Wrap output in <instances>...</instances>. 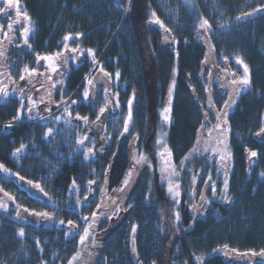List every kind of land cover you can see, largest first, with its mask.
Returning a JSON list of instances; mask_svg holds the SVG:
<instances>
[{"label": "trees", "instance_id": "obj_1", "mask_svg": "<svg viewBox=\"0 0 264 264\" xmlns=\"http://www.w3.org/2000/svg\"><path fill=\"white\" fill-rule=\"evenodd\" d=\"M247 1L176 0L181 17L171 24L166 6L157 5L156 0H19L23 13L19 19L29 21L31 32L23 48V35L14 26L17 18L5 15L0 22L2 31H10L5 41L15 38L18 45L16 50H5L0 69L8 67L12 81L32 95L38 115L29 117L23 112L16 120L22 99L12 96L0 101V164L13 174L8 179L0 173V187L26 194L16 181L26 183L31 190L21 205L31 212H45L49 206L44 193L66 200L75 179L81 197L89 198L94 192L95 197L85 208L60 210L61 220L79 222L83 215L91 216L97 205L108 203L107 197L117 201V209L124 213L119 217L124 219L117 228H110L102 218L106 211L98 213L102 226L94 235L102 233V237L94 240L89 232L83 245H77L65 238L64 229L35 227L14 220L0 208V264H264L260 254L264 251V137L257 135L264 116V11L246 17L264 7V0H256L243 11ZM5 7L0 0V8ZM157 17L163 26L155 23ZM204 19L211 24L210 31L199 28ZM166 29H171L173 42L164 46ZM69 34L72 39L66 41ZM65 45L86 53L55 85L41 76L37 61L40 56L63 53ZM210 55L216 69L228 64L236 68L242 59L250 72L251 84L227 118L232 155L228 172L220 171L217 160L196 150L213 106L204 79ZM99 58L96 72L101 66L113 77L119 72L120 103L127 108L132 101L133 121L128 133H116L103 159L87 160L69 145L78 132L64 127L65 121L49 123L47 119L75 100L73 116L96 120L99 109L106 107L105 99L98 94L88 104L81 94ZM25 66L35 68L36 73H23ZM20 74L26 79L20 80ZM225 97L220 95L218 106ZM170 99L172 123L166 131V145L173 165L182 169L178 205L158 174L156 142L161 114ZM48 128L53 134L45 139ZM21 144L26 148L14 156ZM250 151H256L257 158L253 160ZM136 153L147 157L149 167L131 178L128 174ZM167 211L173 218L179 213L173 228L163 218ZM21 228L23 237L18 234ZM91 248L97 249L96 255L89 253Z\"/></svg>", "mask_w": 264, "mask_h": 264}, {"label": "rangeland", "instance_id": "obj_2", "mask_svg": "<svg viewBox=\"0 0 264 264\" xmlns=\"http://www.w3.org/2000/svg\"><path fill=\"white\" fill-rule=\"evenodd\" d=\"M3 1L6 4V7H5L6 11H0V22L5 17V15L7 16L8 13H10V15H8L9 17L14 16L15 18H17L14 21L15 22L14 26L18 28L20 35L21 34L23 35V39H21V42L23 43V46H24L23 48H26L25 45L27 43H25L24 37L26 35L27 40H28L31 30L29 29V21H26L27 19L25 18L23 20L19 19L21 18V15L23 14L21 4L19 3L20 14L18 15L15 7L9 8L6 3V0H3ZM156 2H157V5L159 4L161 7L166 6L165 12L167 14V17H166L167 21L170 22L171 24H177L181 17V8L177 4L176 0H156ZM255 2L256 0H248L246 5L243 8V11H246L248 7L254 5ZM165 3L167 5H164ZM161 7L157 6L158 10L161 9ZM213 7L215 8V6ZM1 28L2 26L0 24V53L4 54L5 50L8 51L9 49L12 51L16 50V46L18 45L17 40H15V38L14 39L12 38L10 41L8 40V42L5 41L6 40L5 36L9 34L10 31L9 32L2 31ZM24 28L29 29L28 33H24L23 31ZM163 33H164L165 44L172 45V42H173V39H171L172 34H173L172 31L168 32L164 30ZM166 36L168 37L167 40H165ZM4 42H7V43H5L4 45ZM6 44H8V46H6ZM205 44L207 47L210 48V44L207 41L205 42ZM80 52H83L84 54L86 53L82 49H78V52L73 53L70 51L69 47L65 48L63 50V57L53 62L54 64L59 65L56 73L51 72L50 68L48 67V64H49L48 61L39 60L37 66H39V71L41 72V76L43 77L46 76V78L48 76H51V79L49 80H51L56 85V83H58L57 81H59L60 75H62L63 73L65 74L66 71L71 66L78 65L79 63L82 62L84 55L83 56L79 55ZM3 56L4 55H0V60H3ZM10 60L11 58L9 59V62ZM65 60L67 61L66 63L64 62ZM235 66L236 68L232 66L231 64H228L224 66L223 69H216L214 68L213 57H211L210 55L208 59V63L204 67L205 72H206L204 75V79L206 80V82H208L210 86L208 87L207 85V88H206L207 94H209V98L213 106L211 105L209 107V114L207 113L206 115L207 119H205L206 122H205L203 129L201 130L200 139L198 140L199 143L196 148L197 151H200L201 153L208 155L210 159L217 160V164L221 168L220 171H227V172L229 171V167H230V163L232 159V155L230 151V143H229L230 141V129L229 128L230 127H229L227 118H228L229 113L235 107V104L237 103L242 92H244L249 86L248 85L246 87L239 82L246 75V73L244 72V66H242L239 63L235 64ZM9 70L10 69L8 67H5V69L3 70L0 69V88H3L5 91L9 93L7 98H5L2 93H0V101H6L9 97H12V96H19V98L22 99L23 104L26 107L31 106L32 101H34L32 95L23 90H20V87H18V85H16V83L12 81V78H11L12 75ZM88 80H87V83L85 84V88L82 90V94H81L82 98H83V93L85 90H87L90 95V89H89L90 84H88ZM233 80H236L237 83L233 84L232 83ZM117 81L120 84L119 78L117 79ZM13 89H15V91H13ZM21 91H23L24 93L23 96L20 95ZM101 94H103V92ZM221 94H225L226 99L224 100V103L222 106H218V101L220 99ZM29 96H31L32 98L31 101L28 99ZM116 97L117 95H113V98H116ZM88 100H89V97H88ZM169 101H171V99ZM225 102H228L230 104V107L225 108L224 106ZM77 103L78 101H76L75 104H73L72 102L69 105L64 104L62 111L59 114H57L56 117H60L59 121H65L66 125L64 127L68 128L70 131L73 129L80 130L79 137L76 140H69V145L70 146L73 145L74 147L73 149L75 151L84 153L87 150V147H94V152L92 154H89V157L87 158V160L103 159L104 155L113 145L112 143L114 140L113 137L116 136V133L118 132L121 133L123 131V122L125 118L127 117L128 107L121 108L120 106H115V103L113 102L111 103V105H109L112 111H110L109 108H106L104 113L100 116V121L95 120L94 122H91L88 119V121L85 122L84 120L77 119L76 116H73L72 110L74 108V105H77ZM66 107L68 109L67 112L64 111ZM167 107H170L171 109V102L168 103ZM68 112H71V116L68 115ZM225 112L227 113L226 123H225V116H224ZM26 114L29 117L37 116L38 115L37 104L31 114L27 112ZM169 115H170L169 121H164L162 117L161 127L159 129L158 138L156 142L157 150H158V158H159L158 174H159V179L161 183L165 185L167 191H168L170 183L173 186L174 191L171 193L168 191L167 194H169L171 200L175 203V205H178L179 200H180V194L179 196H175L174 198V193L176 191L180 193V189L179 188L177 189L175 186L177 184L179 185V176H180L179 172H181L182 169L181 168L178 169L173 165L171 153L169 152L168 147L166 145V137L168 133L166 131H168L172 123L171 111ZM217 115H219V119H217ZM56 117L55 118L48 117L47 121H49V123L54 122V119H56ZM98 125H101V130L96 133L95 130ZM261 128H264V116H263V125ZM85 134H87L88 140L85 141L84 145H79L78 141ZM260 135L264 137V133H261ZM50 137L51 135L48 136V138ZM158 141H161V143H158ZM161 153H163V155H161ZM222 156H223V159H221ZM134 157H133V162L131 166V170H132L131 178H133L134 175L136 176V174H139L140 171L143 170L144 168L149 167V164H147L146 161H143L140 164H137L135 162ZM136 158H138L137 153H136ZM255 158L257 157H253L252 159L254 160ZM173 167L176 169V172L178 173V175L172 174ZM0 173L3 176L8 175L9 176V177L7 176L8 179H12L13 177V174L9 175L5 173L3 170H0ZM129 183L130 182H128L126 186L127 191L130 188ZM37 188L38 190L41 191V186ZM5 193H8L9 195L6 196ZM25 195L26 194L20 193L18 190H14V192L12 191L6 192L0 187V202L7 204V211L2 209L3 212L10 215L14 220L18 221V219L16 218V212L17 210L20 212L21 211L23 212V210L25 209L21 205L22 200H24ZM10 197H14L15 199L13 200ZM85 197L80 196V194L78 193L77 187L75 189H72V191H69V197L66 198V200H62V201L55 200L50 195H47L43 200L49 206V209L45 211L49 213V216L48 217L39 216L41 218V222L38 227H41V228L57 227L59 229H64L66 231L65 238L80 242V237L84 234V231L86 228L91 234L93 233V235L94 233L98 232V229L96 228H100V226H102L101 223H99L98 213L100 212L102 213L106 211V214H104V217L102 218H104V223L109 222L108 227L110 228H117V226L123 222L124 216L119 217V214L123 215L124 213L120 210L119 207L117 209V204H116L117 201H108V197L106 196L107 197L106 202L108 203H105L103 206L99 205V208L95 207V209H97L96 211L94 210L96 213L95 217L91 215L88 217L87 220H85L84 217H87V216L83 215V217L80 219L79 222H73L72 225H69L67 223L68 221L67 222L64 221V224H61L60 223L61 218H59L60 210H64L66 208L70 209V207L74 209H81L83 207L85 208V206H89L91 204L90 199L95 197V192H94V196H90L87 199H85ZM77 201H79V204L77 203ZM202 203H209V202L203 201ZM114 204H115V207L113 208L114 210L112 211L111 207ZM34 213H41V212H34ZM163 218L167 223H169L168 225H170V227L173 228V225H175L176 223V215L173 218L171 217V215H169V212H168V214L166 213L163 215ZM95 235H94V240L97 239V237H102V233H99V235L97 234ZM91 249L92 250L89 253L96 255L97 249L96 248H91ZM71 264H74V261Z\"/></svg>", "mask_w": 264, "mask_h": 264}, {"label": "snow or ice", "instance_id": "obj_3", "mask_svg": "<svg viewBox=\"0 0 264 264\" xmlns=\"http://www.w3.org/2000/svg\"><path fill=\"white\" fill-rule=\"evenodd\" d=\"M6 3H7V5H8L9 8L15 7L17 14H18V15L20 14L19 0H6ZM0 11H6V10L0 8ZM260 11H264V7H262V8H257V9L254 10L253 13H248V14H246V17L251 16V15H254L255 12H260ZM24 15H25L26 18L30 19V17H27V13H24ZM152 16H153V17H156V13L153 12V13H152ZM246 17H245V18H246ZM237 19L239 20V19H241V18L238 17ZM155 23H157V24L163 26V22L160 21L158 17L156 18ZM222 27H223V26H222ZM199 28L204 29V30L207 32V31H210V30H211V24L208 22V20L204 19V20H202V22L199 24ZM9 29H11V24H9ZM23 31H24V33H28L29 29H28V28H24ZM166 31L170 32L171 29H166ZM77 35H81V34H77ZM64 39H65L66 41L69 40V39H72L71 34L66 35V36L64 37ZM167 39H168V37L166 36V37H165V40H167ZM24 40H25V43H27V36H26V35H25V37H24ZM65 48H67L66 45H65ZM70 51L73 52V53H76V52H78V49L73 48V49H70ZM87 51H88L89 54H91V55L94 56V53H93V51H92L91 49H89V50H87ZM0 55H3V53H0ZM79 55L83 56L84 53H83V52H80ZM62 57H63V53H62V52H57V53H53L52 55L40 56V57H38V61H39V60H45V61H48V62H49L48 67L50 68L51 72H52V73H56L57 70H58L59 65L54 64L53 62H54L55 60H57V59H61ZM225 59H227V57H225ZM38 61H37V62H38ZM64 62L66 63L67 61L65 60ZM237 62H238L239 64H242V65L244 66V72L246 73V75H245V76H244L239 82H240L241 84H243L244 86L247 87L248 85L251 84V80H250V72H249L248 66H247L246 64H244V61H243L242 59H239ZM99 70H100L101 72H104V69H103L102 66L100 67ZM23 73H27L28 76H32V75H34V74L36 73V69H35V68L29 69L28 66H25L24 69H23ZM104 75H106V76H111V74L106 73V72H104ZM115 75H116V78L118 79L120 74H119V72H117ZM19 79H20V80H25V79H26V76H25L24 74H20ZM48 79H51V76H48ZM57 82H59V81H57ZM173 83H174V82H173ZM232 83L235 84V83H237V81H236V80H233ZM88 84L91 85V84H92V80H88ZM54 86H55V85H53V87H54ZM222 87H223V85H222ZM13 91H15V89H13ZM104 91H105V93L107 94V92H108L107 87L104 88ZM237 91H239V90H237ZM0 93H2L3 96H4L5 98H7L8 95H9V93H8L7 91H5L3 88H0ZM20 95H21V96L24 95L23 91H21ZM133 96H134V94H133ZM88 97H89V92H88L87 90H85L84 93H83V99H84L85 101H87V100H88ZM28 99L31 101V100H32L31 96H29ZM170 102H171V101H169V103H170ZM72 103L75 104L76 101H72ZM117 104H118V101H117ZM224 106H225V108H228V107H230V104H229L228 102H225V105H224ZM35 107H36V102H35V101H32L31 106H28V107H26V106L23 104V102H21L20 109L18 110V112H17V114L15 115L14 119L19 120L20 117H21V114H22L23 112H27V113L31 114V113L33 112V109H34ZM64 111H66V112L68 111L67 107L64 109ZM104 111H105V108H103V107L99 109V114L96 116V120H97V121H100V116L104 113ZM170 111H171L170 107H166V108L163 110V113H162L161 115H162L164 121H169V120H170V115H169ZM68 115L71 116V112H68ZM224 116H225V123H226V122H227V121H226V116H227V113H226V112L224 113ZM76 118H77V119H82V120H84L85 122L88 121V117H87V116L80 117L79 115H77ZM42 119H43V118H42ZM217 119H219V115H217ZM56 120L59 121V120H60V117H56ZM132 121H133L132 101L129 100V101H128V113H127V117L125 118V120H124V122H123V131L120 133L121 136L124 135L125 133H128V132H129V125H130V123H132ZM7 127H12V125L9 124V125H7ZM261 133H264V128H261L260 132H258L257 135H260ZM52 134H53V129H52V128H48V129H47V133L45 134V137H44V138L47 139V137H48L49 135H52ZM86 140H88V136H87V134H85V135H84V136L78 141V144H79V145H84ZM158 143H161V141H158ZM25 148H26V145L21 144L19 148H16V149H15L13 155H14V156H18L19 154H21V153L23 152V150H24ZM166 151H167V149H166ZM93 152H94V147H87V150L84 152L85 158L87 159V158L89 157V154H92ZM169 154H170V153H169ZM161 155H163V153H161ZM257 155H258V153H257L256 151H250V156H251V157H257ZM134 159H135V162H136L137 164H140L141 162L146 161V160H147V157H146L144 154H140L138 158L134 157ZM185 159L187 160L188 158L185 157ZM221 159H223V156L221 157ZM182 163H183V162H182ZM0 170H3L5 173H7V174H9V175H12V173H10V170L7 169V168H5L2 164H0ZM172 174H173V175H178V173L176 172V169H175L174 167H173V169H172ZM128 175L131 176V172H129ZM261 175H264V173H261ZM29 183H31V181H29ZM89 183H90V184H94L95 181H89ZM127 184H128V179L126 178L125 181H124V185L127 186ZM37 187H39V186L37 185ZM76 187H77V186H76L75 179H73L72 189H75ZM175 187L178 189V188H179V185L177 184ZM72 189H70V191H72ZM224 189H225V190L228 189V181H227V180L224 181ZM41 191H43V189H41ZM121 191H123V189H121ZM168 191H169L170 193L174 191L173 186L171 185V183L169 184ZM212 192H213V194L215 195L216 189H215L214 186L212 187ZM179 194H180V193H179L178 191H176V192L174 193V198H175V196H179ZM5 195L7 196V195H9V194H8V193H5ZM44 195L47 196V193H44ZM10 198L13 199V200L15 199L14 197H10ZM85 199H87V197H85ZM225 199H226V202L231 203V201H227V198H225ZM206 202H207V201H206ZM77 203L79 204V201H77ZM209 203H210V202H209ZM0 208H2V209H4L5 211H7V204L0 202ZM97 208H99V205H97ZM25 211H27V210L25 209ZM34 215H36V216H41V217H48V216H49V213H47V212H41V213H34ZM92 215H93V217H95V216H96V213L94 212ZM175 215H176V219H177V221H178V220H179V213L177 212ZM16 218H17L18 220H21V221L23 220V217H21L20 211H18V210H17V212H16ZM84 219L87 220L88 217H84ZM60 223H61V224H64V221L61 220ZM67 223H68L69 225H72V224H73V221L69 220ZM135 231H136V229H135V227H133L132 232L135 233ZM18 234H19V236L23 237V236L25 235V233H24V229H23V228L19 229V233H18ZM88 236H89V231H88V229L86 228L85 231H84V234L80 237V242H81V243H84L85 240L88 238ZM133 251H135V249H133ZM252 254H253V255H256L255 252H253ZM260 254H261V255H264V251H262ZM73 259H75V257H74Z\"/></svg>", "mask_w": 264, "mask_h": 264}, {"label": "flooded vegetation", "instance_id": "obj_4", "mask_svg": "<svg viewBox=\"0 0 264 264\" xmlns=\"http://www.w3.org/2000/svg\"><path fill=\"white\" fill-rule=\"evenodd\" d=\"M111 79L104 75V74H97L95 77H94V80H93V83L90 85L89 89H90V96L91 97H94L98 94H101L103 92V96L105 98V101H106V107L108 105H111V103H115V106H120L122 108V105L120 103V98L118 96V99H115V98H111V95L110 93L112 92V89H113V85L111 83ZM107 87L108 89V92L107 94L105 93L104 91V88ZM117 93V90L115 91ZM117 101H118V104H117ZM105 107V108H106ZM109 110L112 111L111 107H109ZM77 137V136H76Z\"/></svg>", "mask_w": 264, "mask_h": 264}, {"label": "water", "instance_id": "obj_5", "mask_svg": "<svg viewBox=\"0 0 264 264\" xmlns=\"http://www.w3.org/2000/svg\"><path fill=\"white\" fill-rule=\"evenodd\" d=\"M99 131V129L97 130ZM20 185L26 189H29V187H27L24 183H20ZM21 217H23V219L27 220L28 222H30L33 225H37L40 221V218L36 215L29 213V211H24L23 213H21Z\"/></svg>", "mask_w": 264, "mask_h": 264}, {"label": "bare ground", "instance_id": "obj_6", "mask_svg": "<svg viewBox=\"0 0 264 264\" xmlns=\"http://www.w3.org/2000/svg\"><path fill=\"white\" fill-rule=\"evenodd\" d=\"M104 53H105V52H104ZM104 53H103V54H104ZM103 54H102V55H103Z\"/></svg>", "mask_w": 264, "mask_h": 264}]
</instances>
